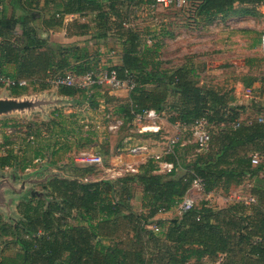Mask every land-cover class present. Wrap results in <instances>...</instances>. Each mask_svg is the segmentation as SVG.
I'll return each mask as SVG.
<instances>
[{"label": "trees", "instance_id": "1", "mask_svg": "<svg viewBox=\"0 0 264 264\" xmlns=\"http://www.w3.org/2000/svg\"><path fill=\"white\" fill-rule=\"evenodd\" d=\"M7 1L0 0V77L33 78L32 85L41 73L82 76L94 71L96 63L91 61L87 45L67 44L59 48L64 51L60 55L54 48L47 49L48 39L39 37L31 11L39 6L60 7L41 21L49 30L61 29L65 16L94 14L93 27L73 19L65 32L67 37H83L94 28L97 34L93 38L105 39L111 34L120 42V63L109 69H114L120 79L131 76L134 87L113 114L132 124L135 115L145 110L166 112L167 121L177 123L182 131L203 117L211 139L206 152L184 163L185 173L178 177L177 170L157 173L150 159L137 173L115 180H85L95 167L80 165L73 166L70 177L47 179L43 192H33L30 199L18 203L19 219L5 223L0 218V239L11 237V241H2L0 264H208L219 256V264H264V125L255 121L230 127L232 122H239L240 110L229 106L230 94L200 85L188 65L162 60L161 43L154 35L147 44L142 33L131 26L133 11L144 5L151 8L155 0ZM236 5L246 7L235 9ZM258 5H264V0H198L183 12L185 26H201L234 13L257 17ZM244 84L251 86L246 81ZM48 87L40 82V90ZM99 87L93 86L90 93L60 85L57 91L65 97L81 95V102L95 108ZM8 88L17 96L25 87ZM211 129L217 132L211 133ZM146 134L155 139L161 132ZM178 136L173 153L165 157L168 161L180 160L177 150L185 146ZM251 153L258 155V164L252 165ZM15 159L13 151L6 149L0 155V169L11 167ZM196 177L203 180L205 192L223 183L228 185L233 178L240 184L246 177L253 182L249 194L255 201H233L218 209L202 203L168 222H156L155 216L176 206ZM133 186L142 189L146 213L135 215L130 209ZM150 222L160 230L147 229ZM10 244L16 246L13 251ZM7 250L10 254H5Z\"/></svg>", "mask_w": 264, "mask_h": 264}, {"label": "rangeland", "instance_id": "2", "mask_svg": "<svg viewBox=\"0 0 264 264\" xmlns=\"http://www.w3.org/2000/svg\"><path fill=\"white\" fill-rule=\"evenodd\" d=\"M52 9L53 12L56 7L54 6ZM186 9H191V7L165 9L156 6L151 9L144 5L143 8L133 11L129 22L132 27L142 33V38L147 41V44L152 42L151 37L154 35L153 38L161 43L160 57H166V61L175 60V63H177L178 61L182 62L183 57L188 55L197 57L204 51L203 44L205 42L214 41L215 48L212 50L213 53L209 59L213 62L222 61V63L219 64V67L210 68L208 73L205 74L206 77H215L216 83L211 82L210 86L215 87L219 92H226V89L229 90L233 87L235 89L234 94L237 97L235 100L231 99L233 101H230L229 106H236L240 109L239 123L257 121V117L264 113V81H257L256 84L251 83V86L245 89L239 87L237 82L230 86L231 82L225 81L229 79L225 76L228 75L227 71L230 69H227L226 54L222 50V42L225 39L222 31L224 26L218 27L217 30H211L210 33L207 32L209 28H203L204 25L197 26L192 30V34L189 32L182 35H177L175 30L171 29V25H169V29H165L171 23L173 25H185L186 14L183 12H187ZM22 12L25 11L17 13L22 14ZM31 12L34 17L33 23L39 30L42 21L40 18L41 13L36 9ZM76 19L90 24L91 27L94 26V14L82 18L76 16ZM242 24L244 27H252L251 29L255 30L256 34L252 33V36L264 32V22L262 20L246 19ZM96 34L97 32L92 28L86 36L68 37L66 40L60 34H55L50 38L49 33H45V36L48 37L47 49L54 48L57 51L56 55H60L64 51L62 52L59 48L65 47L67 44L77 43L80 47L87 45L91 61L96 63L92 72L95 74L102 73L113 66L117 56L121 53L122 46L118 39L111 34L105 39L93 38ZM232 34L237 35L236 32ZM189 44L192 46L188 47ZM256 53L261 55L259 47ZM260 57L264 59L263 55ZM256 70L264 73V61L255 66L254 71ZM200 71L202 72V70ZM52 74V72L46 75H43V73L38 74L40 76L39 80L37 81V78H34L37 83L25 86L21 95H12L8 87H0V155L4 154L6 149H10L16 156L11 167L0 169V218L2 222L12 223V220L19 219L18 203L30 199L33 192H43V186L47 179L53 176L70 177L73 166L81 165L74 161V157L79 151L101 155L102 165L95 167L85 177L87 180L95 181L108 177L104 170L116 163V156L121 155L123 162L130 160L127 149L131 144L147 143L150 148L149 155H153L162 150L164 147L162 143H166V137L180 135L185 147L177 150L180 157L179 167L175 172L177 177L185 173L184 163L191 161L196 154L207 150L206 148L204 151L196 152L192 143L190 128L182 132L169 131L164 128V121L162 122L158 118L156 123L161 128L160 138L154 139L148 134L138 133L140 124L135 121L132 124L123 122L119 129L108 130V122L104 115L106 112L114 113L116 106L121 103L119 99L117 100L118 96L115 95V92L124 88L115 90L108 85L100 86L98 88L99 94L94 98L97 105L95 108H90L88 103L81 102V95L77 94L69 98L62 97L58 93L57 87L49 82L53 76ZM255 74L259 75L258 73ZM30 79L33 78L27 80ZM40 82L47 84L49 87L40 90ZM259 85L262 90L258 92L255 87ZM162 117L167 120L168 114L165 112L161 114ZM216 130L211 129V133H216ZM65 146H69L68 149ZM234 180L235 178L228 185L223 183L210 192L190 189L186 194H189L188 196L193 200L194 208H199L202 203H209V206L214 209L223 208L231 203L229 200H225L227 196L234 194L233 198L241 197L242 194H248L253 185V182L246 179V177L241 179L240 184L234 183ZM142 197V189L139 186H133L130 209L135 215L146 213V210L142 208ZM168 217L174 219L180 216L177 211H172V215H168ZM155 221L162 220L157 219ZM154 224L155 222H152L148 226H154ZM123 228L127 229V226L123 225ZM147 229H150V227H147ZM120 238H123V236H120ZM3 240L6 242L11 241V237L5 236L0 239V248H4ZM9 247L11 251L16 248L15 245L13 247L11 244ZM5 254H10V251L7 250Z\"/></svg>", "mask_w": 264, "mask_h": 264}, {"label": "built area", "instance_id": "3", "mask_svg": "<svg viewBox=\"0 0 264 264\" xmlns=\"http://www.w3.org/2000/svg\"><path fill=\"white\" fill-rule=\"evenodd\" d=\"M198 2V0H155L153 4H151V8L156 6H161L165 9H177L184 7L193 8L194 5ZM1 9V6H0ZM58 16V15H57ZM126 26V24H125ZM259 51L264 55V32L261 33L259 37ZM31 80H27L24 78L21 79H12V78H4L0 77V86H18L25 87L30 84ZM50 84L57 87L60 85L63 86H72L78 89H84L91 92L92 87L95 85L102 86L108 85L112 89L120 90L127 89L130 90L134 87V81L131 76L126 77L125 79H120L117 77L116 71L114 69H107L102 73L95 74L93 72H88L82 76L76 78L71 72H66L63 75H53L50 79ZM249 92V91H248ZM106 121L108 122V130H116L119 129L123 123V119L119 116L106 112L104 115ZM158 118V113L152 109L145 110L141 114H136L134 121L140 124V128L138 129V133L146 134L160 133V126L156 123ZM257 122L264 125V113L260 114L257 117ZM178 126V124H176ZM239 125V122H232L229 126L232 128H236ZM190 135L192 138V143L195 146L196 152L204 151L210 142V132H209V124L206 118H199L194 121V123L189 127ZM166 143H164V147L158 153H154L153 155H149L150 148L147 143L140 142L136 144H131L127 149V154L130 157L128 162H123L122 156L118 155L115 157V162L110 167L104 170L108 177H104L107 180H115L125 174L137 173L138 168L141 164L145 163L148 160H152L153 163L156 164V172L166 175L173 171H176L179 167V162L168 161L165 157L169 153H173L174 146L179 142L178 134L172 137H168L165 139ZM185 143L181 142V146H184ZM142 160V161H141ZM74 161L81 164L80 166H101L103 163V159L98 153H89L86 151H79L77 155L74 157ZM259 162L258 155L256 153L251 155V163L252 165H256ZM87 180V179H85ZM191 190H204V183L201 178H195L192 181L190 186ZM189 189V190H190ZM186 194L177 204L176 211L179 216L182 213L189 211L193 208V200ZM246 204L252 203L255 201L254 197L248 196L247 198L241 199ZM155 232L159 231L157 225L150 226ZM222 260V256H219L216 260L208 263V264H219Z\"/></svg>", "mask_w": 264, "mask_h": 264}, {"label": "crops", "instance_id": "4", "mask_svg": "<svg viewBox=\"0 0 264 264\" xmlns=\"http://www.w3.org/2000/svg\"><path fill=\"white\" fill-rule=\"evenodd\" d=\"M6 4L8 3L7 0ZM105 1V0H103ZM41 5V2H40ZM52 7L54 6H49L48 8H44V9H36L37 11H39L41 14L40 18L43 20L45 19L49 14L52 12ZM246 5H236L235 9H241V8H245ZM60 7H56V10H59ZM42 10V11H40ZM256 10L259 12V16L257 17H253L251 15H245V14H238V13H234V14H230L229 16H226L224 18H218L216 20H214L211 23H206V24H202L201 26H203V28L205 27L206 29L209 28V32L211 30H217L218 27L220 26H224L222 27V31H223V37H225V39L223 40L222 44V50L225 51L226 54V64H228V68L230 69L229 71H227V74L225 76V78H229L227 80H225L226 82H231L230 86L233 83H236L239 85V87L241 86L243 89L247 88L246 85L244 84L245 81L248 83H254L256 84L257 81H264V73H262L261 71H254L255 66L260 65L261 63H263L264 59H262V57H260L261 55H259L257 52V48L259 47V37L261 34L259 35H254L252 36V33H255V30L251 29L252 27H244L243 26V21H245L246 19H252L254 20H262L264 22V5H258L256 7ZM77 15H68L65 16L64 18V24L63 27L59 30H49V29H45L42 25V23L40 22V28L38 30L37 28V33L39 35V37L41 38H46L48 39V37L45 36V33H49L50 38L53 37L55 34H60L63 39H68L67 36H65V26L67 25V23H69L71 20L76 19ZM182 24V23H179ZM169 25H171V29L175 30V32L177 33V35L179 34H186V33H193L192 30L195 29V27L190 26L189 28L185 25H178V24H168L167 27H165V29H169ZM234 28V29H233ZM165 31V30H164ZM183 31V32H182ZM182 32V33H181ZM236 32L237 35L232 34ZM166 33V32H165ZM221 44V45H222ZM192 46L191 44H189L188 47ZM204 47V51L201 52L200 55H198L197 57H194V55H188L183 57L182 62L178 61L177 63H175L176 61L173 60L171 61L173 64L175 65H182V64H186L188 65L190 68H192L197 76V80L200 81L199 84L200 85H206V87H212L214 89H216L213 86H210V83H214L215 82V77H206L205 74L208 73L210 68H215V67H219L222 63L221 62H213V60L209 59L210 55L213 53L212 50L215 48L214 47V41L212 42H205V44H203ZM247 47V48H246ZM192 54V53H191ZM246 56V57H245ZM252 56V57H251ZM264 56V55H263ZM162 60L166 61V57H161ZM170 61V60H169ZM120 63V55L117 56V59L114 61L113 65H118ZM234 65V66H233ZM202 70V72L200 71ZM255 73H258L259 75H256ZM251 78V79H250ZM231 79V80H230ZM216 83V82H215ZM227 85V84H226ZM254 88V87H253ZM258 92L260 91V85L258 87H255ZM238 90V88H237ZM235 89L230 88L229 90L226 89V93L230 94V99H236L237 96H235L234 94ZM115 95L118 96L117 100L119 99V101L121 103H124L127 101L128 98V90L127 89H123L120 91L115 92ZM264 95V93H263ZM120 96V97H119ZM64 98H69V97H65L62 96ZM262 97V96H261ZM233 101V100H231ZM158 119H160L162 122L164 121V128H167L169 131H178L181 132L183 128L177 126V123H170L168 122L166 119H163V117L161 118V114H158ZM161 136V134H160ZM171 137V136H170ZM168 138V137H166ZM165 138V139H166ZM164 144V143H162ZM242 186V185H240ZM247 186V185H246ZM234 194H230L229 196H227V198H225V200H229L230 202L233 201H242L241 199L247 198L249 195L246 193L245 195L242 194L241 197L237 196L236 198H233ZM253 197V196H252ZM243 202V201H242ZM245 203V202H244ZM209 206V203L207 204ZM220 208V207H219ZM172 211L176 212V206L172 207L170 210L165 211V212H161L158 213L155 216V220L160 219L162 221H168L170 220V217H168V215H172Z\"/></svg>", "mask_w": 264, "mask_h": 264}]
</instances>
